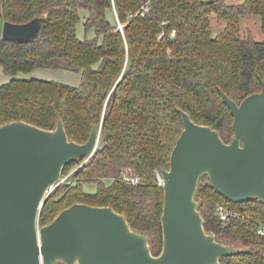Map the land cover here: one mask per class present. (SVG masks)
I'll use <instances>...</instances> for the list:
<instances>
[{
	"label": "trees",
	"instance_id": "obj_1",
	"mask_svg": "<svg viewBox=\"0 0 264 264\" xmlns=\"http://www.w3.org/2000/svg\"><path fill=\"white\" fill-rule=\"evenodd\" d=\"M144 4L148 9L141 14ZM113 10L118 23L109 19ZM248 14L259 17L264 33V0H0L5 74L37 68L81 73L78 84L35 77L0 83V125L20 119L51 129L61 117L69 139L84 142L97 126L104 140L86 161L63 166L61 176L72 163L77 168L46 195L39 225L73 202L111 205L131 228L149 234L153 254L161 251L163 189L156 170L168 167L183 129L179 109L229 142L233 118L221 92L239 102L261 89L264 38L241 33L240 19ZM40 15L45 17L38 37L2 38L5 20L20 23ZM213 17L222 24L218 30ZM80 22L83 37L77 33ZM124 166L139 175L138 183L121 179ZM86 182H95V189H84ZM195 198L205 230L239 248L217 264H264V234L257 232L264 225V202L231 201L207 174L199 177ZM218 202L241 218L221 222Z\"/></svg>",
	"mask_w": 264,
	"mask_h": 264
},
{
	"label": "water",
	"instance_id": "obj_2",
	"mask_svg": "<svg viewBox=\"0 0 264 264\" xmlns=\"http://www.w3.org/2000/svg\"><path fill=\"white\" fill-rule=\"evenodd\" d=\"M44 17L5 20L2 38L34 39ZM260 83L259 91L240 102L221 92L233 118L229 142L179 109L183 129L168 167L160 168L163 245L156 255L149 234L131 228L111 205L73 202L39 225L46 190L59 180L63 166L103 147L100 127L77 142L68 138L61 117L51 129L20 119L1 124L0 264H217L238 252L237 245L205 230L195 194L199 177L207 174L214 189L231 201L264 202V80Z\"/></svg>",
	"mask_w": 264,
	"mask_h": 264
},
{
	"label": "rangeland",
	"instance_id": "obj_3",
	"mask_svg": "<svg viewBox=\"0 0 264 264\" xmlns=\"http://www.w3.org/2000/svg\"><path fill=\"white\" fill-rule=\"evenodd\" d=\"M225 2L235 3V2H239V0H225ZM109 19L112 23H115V22L118 23L117 17L114 13V10L109 12ZM240 22H241V33L242 34H244L247 30H250L255 38H257V39H263L264 38V33L261 31V27H260V19L257 15H254V14L249 15L248 14V15L242 16L240 19ZM211 23H213L215 25V27L213 26L214 30H216V29L218 30L219 28L222 27V24H218V21L214 17L212 18ZM82 26L83 25L81 22L77 25L78 35L81 37L84 36V30H83ZM118 26H119V24H118ZM89 35H92L91 32L89 33ZM77 76H78V78H80L81 73L66 70V69L61 70V69H48V68H37V69H34V70L27 72V73L19 72L18 75H16V76H9L3 72L2 68H0V83H3V82H5V81H7L13 77L14 78L15 77H20V78L35 77V78H43V79L60 80V81L68 82L71 84H75L78 80ZM79 81H80V79H79ZM76 161L78 162V164H80V160H76ZM76 161H75V163H76ZM75 163H72L71 166L69 167L70 169L67 173L69 176L72 175V173L77 168V165ZM95 187H96L95 182L84 183V189H86V190H92V189H95ZM56 264H65V263L59 261Z\"/></svg>",
	"mask_w": 264,
	"mask_h": 264
},
{
	"label": "built area",
	"instance_id": "obj_4",
	"mask_svg": "<svg viewBox=\"0 0 264 264\" xmlns=\"http://www.w3.org/2000/svg\"><path fill=\"white\" fill-rule=\"evenodd\" d=\"M147 9H148V7L146 6V4H144L138 11H140V13L143 14ZM119 26L121 27L122 25L119 23ZM87 159L88 158L84 159L83 162L86 161ZM67 176H68V174L64 175V176H60V178L57 182L50 185L48 187V189L46 190V195L51 190H53L57 184L64 182L65 179L67 178ZM120 177L123 181L130 183V184H136L140 181L139 175L129 166H124L121 168ZM156 178H157V184L162 185L163 184V178H162V175L160 173V169L156 170ZM215 212L218 215L221 222H225V221L229 220L231 217L241 218V216L239 215V212L237 210H235L234 208L229 207L228 205L221 203V202H218L215 205ZM257 232L264 234V225L260 226L257 229Z\"/></svg>",
	"mask_w": 264,
	"mask_h": 264
},
{
	"label": "crops",
	"instance_id": "obj_5",
	"mask_svg": "<svg viewBox=\"0 0 264 264\" xmlns=\"http://www.w3.org/2000/svg\"><path fill=\"white\" fill-rule=\"evenodd\" d=\"M82 23V22H81ZM82 28H83V26H82ZM77 30H78V28H77ZM78 33V32H77ZM81 37V36H80ZM77 78H78V76H77ZM79 79L80 78H78V80H77V82L75 83V84H78L79 83ZM94 189H92V190H88V191H93Z\"/></svg>",
	"mask_w": 264,
	"mask_h": 264
}]
</instances>
